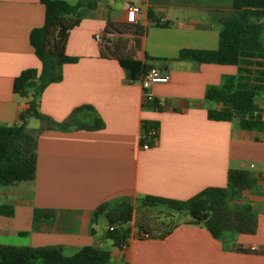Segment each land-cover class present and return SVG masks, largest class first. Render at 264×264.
Returning a JSON list of instances; mask_svg holds the SVG:
<instances>
[{
  "label": "crops",
  "instance_id": "crops-1",
  "mask_svg": "<svg viewBox=\"0 0 264 264\" xmlns=\"http://www.w3.org/2000/svg\"><path fill=\"white\" fill-rule=\"evenodd\" d=\"M125 2L140 7L135 23L125 19ZM230 4L98 0L85 11L62 47L77 61L64 64L61 80L43 90L39 110L60 123L88 106L78 114L80 122L92 125L97 117L102 127L39 134L33 180L0 185V205L13 208L12 216L0 215V245L60 246L67 256L96 246L110 252L106 264H264V130L243 129L239 118L207 117L221 104L207 100L206 90L221 88L227 78L237 77L238 68L177 59L181 49H217L220 26L213 12L228 11ZM43 20L40 0H0V126L17 123L27 106V99L12 92V83L21 71L40 68L29 33ZM153 20L169 25L158 27ZM120 60L146 63L168 81L151 84L146 93L153 100L146 102L139 84L128 82ZM254 102L264 117V93ZM143 122L155 125L154 139L143 142ZM28 127L40 123L30 119ZM229 170H245L254 180L229 200L231 208L247 207L254 215L253 233L224 231L214 238L185 217L164 238L137 236L132 228L118 247L103 238L106 222L97 224L103 215L93 216L99 205L114 199L187 200L206 188H224ZM34 208L55 211L49 228L31 231Z\"/></svg>",
  "mask_w": 264,
  "mask_h": 264
},
{
  "label": "trees",
  "instance_id": "trees-1",
  "mask_svg": "<svg viewBox=\"0 0 264 264\" xmlns=\"http://www.w3.org/2000/svg\"><path fill=\"white\" fill-rule=\"evenodd\" d=\"M98 0H78L69 4L64 0H40L44 9V20L40 27L29 33V43L40 62L39 69H25L13 80L12 92L27 99L26 108L20 112L19 121L9 126H0V185L12 186L21 181L33 180L36 169L37 138L47 129L67 130L73 126L94 130L102 127L95 117L92 125L80 122L78 114L83 106L74 109L63 122L56 123L39 110V98L50 84L61 80V67L77 61L62 51L68 31L77 26L85 11L94 9ZM228 11H215L219 23L218 47L215 50L181 49L178 60L199 63L230 65L238 68L237 77H229L221 88L210 87L205 97L221 104L219 109H209V120H241L246 130H264L262 109L254 102L264 93V0H230ZM154 21L158 27H167L164 21ZM129 83L137 81L151 68L150 65L131 60H120ZM153 106L158 108L156 102ZM36 119L40 127H28V121ZM154 124L143 122L142 140H147L148 131ZM253 178L245 170H229L226 188H206L187 200L144 196L136 207L129 198L114 199L99 205L93 216L103 215L106 229L103 238L113 246L125 244L132 228L137 236L164 238L181 221L203 226L214 238L224 231L230 233H253L256 220L247 207L231 208L229 200L238 198L241 192L250 189ZM108 207H110L108 209ZM165 211L166 217L180 218L176 222H161L160 229L151 226V212ZM0 215L10 217L13 208L0 205ZM52 209L34 208L31 231L49 228L54 221ZM157 219V218H155ZM134 221V227L129 224ZM163 227V228H162ZM27 234V233H21ZM110 252L96 246H84L72 255H64L60 246L16 247L0 245V264H106Z\"/></svg>",
  "mask_w": 264,
  "mask_h": 264
},
{
  "label": "built area",
  "instance_id": "built-area-1",
  "mask_svg": "<svg viewBox=\"0 0 264 264\" xmlns=\"http://www.w3.org/2000/svg\"><path fill=\"white\" fill-rule=\"evenodd\" d=\"M123 9H124L126 21L129 23H135L136 15L140 12L139 5L130 2H125L123 4ZM167 81H168L167 75H163L160 73V71L157 68L151 67L149 70L146 71V73L140 76V78L137 81H135V83L139 84L143 92H145L144 97L146 102H151L153 100L152 96L146 93L149 86L153 83H166ZM148 132H149L147 134L148 140L154 139L157 135V132H155L154 129H150ZM147 145H148L147 142H145L143 148H147Z\"/></svg>",
  "mask_w": 264,
  "mask_h": 264
},
{
  "label": "rangeland",
  "instance_id": "rangeland-1",
  "mask_svg": "<svg viewBox=\"0 0 264 264\" xmlns=\"http://www.w3.org/2000/svg\"><path fill=\"white\" fill-rule=\"evenodd\" d=\"M119 1H121V0H117V3ZM187 1L191 2L192 4H194L196 1L197 2L198 1H209V2L216 1V2L222 3V2H227L229 0H187ZM262 39H263V42H264V33H263ZM36 122H37L36 119H32V124H34ZM31 126H33V125H31ZM224 188H226V186ZM134 205L136 207H139L141 205V201L140 200L134 201ZM109 208L110 207H108V209ZM151 214L153 215V217L157 218V219L153 218V220L151 222V226H153L156 229L157 228L158 229L161 228V226L159 225L161 222H164L165 224H168L169 222H176V221H178L180 219V218L174 217L173 215H172V217H166L168 215L165 214V211L164 210L163 211L160 210V212H158V210H155V211L151 212ZM101 222H102L103 225H105L106 220H105V218L103 216L98 217V219H97L98 226L101 224ZM129 226L130 227H134V221L132 223H130ZM103 247H105V246H103ZM33 264H39V263L38 262H35Z\"/></svg>",
  "mask_w": 264,
  "mask_h": 264
},
{
  "label": "water",
  "instance_id": "water-1",
  "mask_svg": "<svg viewBox=\"0 0 264 264\" xmlns=\"http://www.w3.org/2000/svg\"><path fill=\"white\" fill-rule=\"evenodd\" d=\"M105 1V0H104Z\"/></svg>",
  "mask_w": 264,
  "mask_h": 264
}]
</instances>
